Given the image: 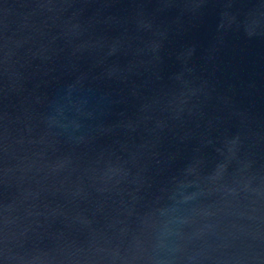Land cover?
<instances>
[{
	"label": "water",
	"instance_id": "water-1",
	"mask_svg": "<svg viewBox=\"0 0 264 264\" xmlns=\"http://www.w3.org/2000/svg\"><path fill=\"white\" fill-rule=\"evenodd\" d=\"M0 264H264V0H0Z\"/></svg>",
	"mask_w": 264,
	"mask_h": 264
}]
</instances>
